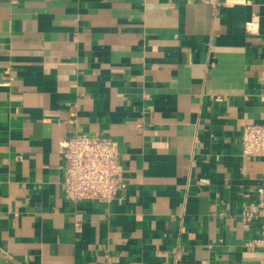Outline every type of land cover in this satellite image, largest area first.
Listing matches in <instances>:
<instances>
[{"label":"crops","instance_id":"crops-1","mask_svg":"<svg viewBox=\"0 0 264 264\" xmlns=\"http://www.w3.org/2000/svg\"><path fill=\"white\" fill-rule=\"evenodd\" d=\"M263 72L264 0H0V264H264ZM76 134L117 142L113 201L64 198Z\"/></svg>","mask_w":264,"mask_h":264},{"label":"built area","instance_id":"built-area-1","mask_svg":"<svg viewBox=\"0 0 264 264\" xmlns=\"http://www.w3.org/2000/svg\"><path fill=\"white\" fill-rule=\"evenodd\" d=\"M218 7L222 0H202ZM231 2L235 0H229ZM256 17L246 23V30L256 29ZM264 91V72L258 76ZM241 154L246 157H264V122L243 126L240 136ZM59 152L64 161V178L61 190L65 199L72 204L81 201L111 202L125 188L122 177L117 142L102 135L76 134L59 142ZM254 203H245L240 212L243 222H260L259 236L248 240V248L259 249L264 263V187L256 191ZM75 216V226L79 218Z\"/></svg>","mask_w":264,"mask_h":264}]
</instances>
